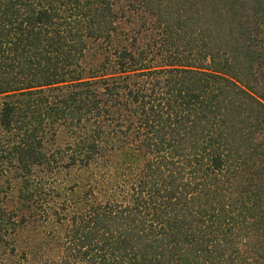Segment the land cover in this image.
<instances>
[{
    "label": "trees",
    "instance_id": "16d2710c",
    "mask_svg": "<svg viewBox=\"0 0 264 264\" xmlns=\"http://www.w3.org/2000/svg\"><path fill=\"white\" fill-rule=\"evenodd\" d=\"M139 6L156 36L125 44L110 0H0V250L49 209L35 264H264V0Z\"/></svg>",
    "mask_w": 264,
    "mask_h": 264
},
{
    "label": "rangeland",
    "instance_id": "374dc122",
    "mask_svg": "<svg viewBox=\"0 0 264 264\" xmlns=\"http://www.w3.org/2000/svg\"><path fill=\"white\" fill-rule=\"evenodd\" d=\"M110 2L113 4V8L116 10L119 19L117 24V36L119 38H124V36L129 38L125 44H130L129 42L132 39H136L135 41H137V43H144L147 40H150V37L156 36V31L153 28L154 19L140 9V0H110ZM108 46L109 45L107 43H103V41L89 42V49L83 60V68L86 73L95 69L96 64H98L102 58L100 55ZM258 79L259 81L256 92L257 95L264 100V67L261 69ZM66 140V135L59 132L55 141V146L62 147ZM120 159L121 157L117 151L111 153L110 158H107V161L104 159L102 162L103 165L106 163L103 168H105L107 172H110L114 163ZM82 177L83 172L79 169H75L71 172L64 170L57 179L58 183L56 181L53 184V188H56V192L51 193L50 191L49 196L51 197L59 194V192H57L59 190L58 186H61L60 188H66L73 185V183L80 181L79 179ZM18 187L19 184L16 181L14 172L7 173L5 177L0 179V207H4L15 212L19 215L18 218H20L21 214L18 210L20 206L17 201ZM57 207L58 211L62 213L60 205ZM50 213L51 211L49 209H44L43 211H38L36 217L27 218V222L21 225L16 230L15 235L10 238L11 243H8L9 246L5 248V251H3L4 247L0 250L2 251L0 252V264H9L13 261L19 262L22 260L21 257L23 254H26L29 257L30 264H35L39 259V253L44 254L43 250H41V252L39 251L41 245H43L45 249H55L54 243H50L48 246L43 244L51 235L54 234V232L57 235H59L60 232L62 233V226L51 220ZM56 227L58 230H55ZM44 247H42V249ZM11 248H14V253L10 250ZM50 254L52 253L50 252Z\"/></svg>",
    "mask_w": 264,
    "mask_h": 264
}]
</instances>
